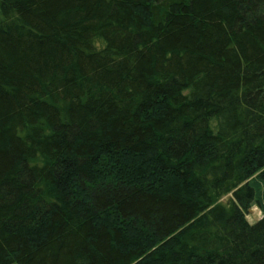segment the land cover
<instances>
[{
	"label": "trees",
	"instance_id": "1",
	"mask_svg": "<svg viewBox=\"0 0 264 264\" xmlns=\"http://www.w3.org/2000/svg\"><path fill=\"white\" fill-rule=\"evenodd\" d=\"M262 197L264 0H0V264H264Z\"/></svg>",
	"mask_w": 264,
	"mask_h": 264
},
{
	"label": "rangeland",
	"instance_id": "2",
	"mask_svg": "<svg viewBox=\"0 0 264 264\" xmlns=\"http://www.w3.org/2000/svg\"><path fill=\"white\" fill-rule=\"evenodd\" d=\"M118 168L120 169V167L118 165H116L115 170H118ZM227 198H228V196L225 197V199H227ZM262 200L264 201V197H262ZM262 216H263V209L258 204H254L249 209V213L247 215V217L250 221H256V220L260 219Z\"/></svg>",
	"mask_w": 264,
	"mask_h": 264
}]
</instances>
